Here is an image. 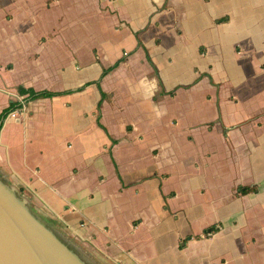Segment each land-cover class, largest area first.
Instances as JSON below:
<instances>
[{
    "label": "crops",
    "instance_id": "1",
    "mask_svg": "<svg viewBox=\"0 0 264 264\" xmlns=\"http://www.w3.org/2000/svg\"><path fill=\"white\" fill-rule=\"evenodd\" d=\"M0 95V171L53 229L110 264H264V0H0Z\"/></svg>",
    "mask_w": 264,
    "mask_h": 264
},
{
    "label": "water",
    "instance_id": "2",
    "mask_svg": "<svg viewBox=\"0 0 264 264\" xmlns=\"http://www.w3.org/2000/svg\"><path fill=\"white\" fill-rule=\"evenodd\" d=\"M0 264H88L0 178Z\"/></svg>",
    "mask_w": 264,
    "mask_h": 264
},
{
    "label": "rangeland",
    "instance_id": "3",
    "mask_svg": "<svg viewBox=\"0 0 264 264\" xmlns=\"http://www.w3.org/2000/svg\"><path fill=\"white\" fill-rule=\"evenodd\" d=\"M76 8L78 9V7H76ZM68 13H70V17L73 19V22L71 23V27L69 28V31L71 30L74 33H76L79 31L77 29V27H79V24H78L79 18L77 16L78 13L76 14L75 9L69 10ZM87 15L85 16L86 20L87 21L91 20V17L89 15L88 16ZM79 33L83 34V36H84L86 33H88V31H85V30L79 31ZM85 50H86V47L84 44H82L81 51L83 54H84ZM190 60L195 61L196 63L200 62L199 59H197L194 56H191ZM122 78H123V76L120 79H122ZM119 83H120V86L116 85L114 87V90L113 91L111 90V92H112L111 97L113 99H115V101L123 103L125 100H130L131 94H129V92L126 90V88L123 85H121V84H123V82H120V80H119ZM2 101H3V96L0 95V104L2 103ZM134 108L138 109V106L136 105ZM133 109L130 110L129 106H126L125 109L123 108V109L119 110L118 112H116L115 116L119 117L121 119L131 117L136 113V111H134ZM0 174L2 175V176H0L1 179L4 182L11 183V181L7 178V175L3 171H0ZM15 189H16L18 194H23L21 192V190H19L18 187L16 188V186H15ZM25 200H26V198H25ZM49 227H51V226H49ZM52 230L72 250H74L80 257L84 258V260L88 264H110L109 262L105 261L104 259H101V257L99 255H97L94 251H92L91 248L89 247L88 243H85L84 241H81V240L75 238L73 235L68 234L63 229L62 230L61 229L55 230L52 228Z\"/></svg>",
    "mask_w": 264,
    "mask_h": 264
},
{
    "label": "trees",
    "instance_id": "4",
    "mask_svg": "<svg viewBox=\"0 0 264 264\" xmlns=\"http://www.w3.org/2000/svg\"><path fill=\"white\" fill-rule=\"evenodd\" d=\"M121 58H118L117 60H115L112 64H110L107 67H103L101 70V74L105 73L107 70H109L110 68H112L114 65L117 64V62L120 60ZM97 83V81H94ZM88 83V82H85ZM84 85V84H83ZM16 92L18 94H25L24 95V99H30V98H34V97H39V96H50L52 94H57L60 91H50V90H45V89H40V90H34L31 87H23L21 85H17L16 86ZM68 91V90H67ZM99 94H100V98L103 96V92L99 89ZM99 98V99H100ZM99 103V100L97 102V104ZM19 106V102L16 100H11L7 103V105L5 107H3L0 111V119L6 115V113H8L11 109H13L14 107ZM250 190H255V186L254 185H244V186H238L236 188V192L237 193H244L246 191H250ZM45 223L49 225V223L45 220ZM212 229V227H208L204 230V233H206L207 231H210Z\"/></svg>",
    "mask_w": 264,
    "mask_h": 264
},
{
    "label": "built area",
    "instance_id": "5",
    "mask_svg": "<svg viewBox=\"0 0 264 264\" xmlns=\"http://www.w3.org/2000/svg\"><path fill=\"white\" fill-rule=\"evenodd\" d=\"M21 108V102L19 101V106L14 107L13 109H11L8 114H13L15 111H18Z\"/></svg>",
    "mask_w": 264,
    "mask_h": 264
}]
</instances>
